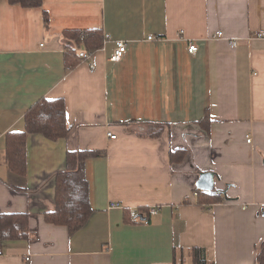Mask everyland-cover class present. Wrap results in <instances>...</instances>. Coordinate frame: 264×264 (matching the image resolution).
<instances>
[{
  "label": "crops",
  "instance_id": "obj_1",
  "mask_svg": "<svg viewBox=\"0 0 264 264\" xmlns=\"http://www.w3.org/2000/svg\"><path fill=\"white\" fill-rule=\"evenodd\" d=\"M95 29L107 36L103 47L66 71L65 49L85 48L64 32ZM263 30L264 0H43L40 8L0 0V214H27L29 231L27 241L0 242V264H193V248L211 264H257L264 39L254 35ZM118 40L127 48L113 63ZM42 98L64 100L69 132L58 141L28 135L19 176L4 138L25 130L26 111ZM69 151L101 153L84 167L93 212L72 235L43 219ZM201 173L214 175L220 202L199 203ZM124 211L142 223L126 222Z\"/></svg>",
  "mask_w": 264,
  "mask_h": 264
},
{
  "label": "trees",
  "instance_id": "obj_2",
  "mask_svg": "<svg viewBox=\"0 0 264 264\" xmlns=\"http://www.w3.org/2000/svg\"><path fill=\"white\" fill-rule=\"evenodd\" d=\"M10 5L22 8H40L43 0H7ZM45 27H48V16L43 11ZM64 36L77 46L85 48L83 53H93L103 47L105 37L99 30H68ZM82 53V54H83ZM75 49L66 48L64 53L65 70H72L81 60ZM23 132L7 133L4 138V149L7 167L16 175L24 176L26 172V139L28 135H40L50 141L66 138L69 127L66 122L65 102L62 99L49 100L42 98L31 106L24 117ZM204 122V123H203ZM203 126L208 123V116L202 119ZM101 153L94 151H69L66 154V169L55 175L54 208L43 214L45 223L65 227L69 235L85 226L93 210L89 204V187L84 173L85 162L98 157ZM17 189V188H16ZM19 190V189H18ZM199 203L210 206L221 201L220 193L196 189ZM147 214V213H146ZM126 222L130 221L124 211ZM137 223L141 221L133 220ZM29 239L27 214H0V242L27 241ZM193 264H211L206 252L200 248L191 250ZM257 264H264V242L257 249Z\"/></svg>",
  "mask_w": 264,
  "mask_h": 264
},
{
  "label": "built area",
  "instance_id": "obj_3",
  "mask_svg": "<svg viewBox=\"0 0 264 264\" xmlns=\"http://www.w3.org/2000/svg\"><path fill=\"white\" fill-rule=\"evenodd\" d=\"M216 36L218 38H221L223 35H222L221 32H218V33H216ZM254 36L256 38H259V39H264V30L263 31H258L257 33H255ZM105 40H107V36H105ZM147 40L151 41L152 37L149 36L147 38ZM235 45H236V41H230V46L231 47H235ZM126 48H127L126 42L121 41V40L115 41L114 42V48L112 50V54L109 57V61L113 62V63L119 62L122 59V57L124 56V54L126 52ZM187 51H188L189 54L193 55V54L196 53L197 47L194 44L189 43ZM90 58H91V53H83L82 54V60H87V59H90ZM89 68H90L91 71H93L94 70V64L93 63H89ZM107 137L109 139H111V140H114L116 138V136L112 135L111 133H107ZM247 142H249V139H247ZM157 212L158 211L155 208H152V209L149 210V214L150 215H155ZM129 215H130L131 219L136 220V221H138L142 217V216H140L138 214L137 211H131L129 213ZM144 222H146V221H144ZM2 255H3V250L0 248V256H2ZM26 260H28V259H26Z\"/></svg>",
  "mask_w": 264,
  "mask_h": 264
},
{
  "label": "water",
  "instance_id": "obj_4",
  "mask_svg": "<svg viewBox=\"0 0 264 264\" xmlns=\"http://www.w3.org/2000/svg\"><path fill=\"white\" fill-rule=\"evenodd\" d=\"M214 175L212 173H201L197 181V188L209 192L213 188Z\"/></svg>",
  "mask_w": 264,
  "mask_h": 264
}]
</instances>
